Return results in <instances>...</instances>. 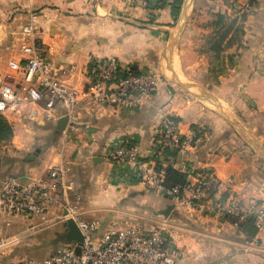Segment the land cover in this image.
<instances>
[{
    "label": "crops",
    "instance_id": "0c3cea01",
    "mask_svg": "<svg viewBox=\"0 0 264 264\" xmlns=\"http://www.w3.org/2000/svg\"><path fill=\"white\" fill-rule=\"evenodd\" d=\"M251 1L183 0L175 18V0H0V73L12 74V83L23 75L8 63L23 62L20 47L29 37L24 39L21 29L30 20L54 72L75 88L87 85L91 59L98 56H116L122 65L158 71L164 79L149 103L137 110L80 102L62 131L56 123L63 105L57 104V118L48 120L44 102L22 93L19 104L2 114L13 134L0 146V183L8 175L24 183L47 178L48 168L63 160L74 182L68 198L79 205L84 219L101 224L97 238L113 223L119 228L141 223L150 229L166 219L172 243L183 251L177 264H264V233L251 235L233 218L220 221L185 208L171 209L169 198L133 184V168L109 156L126 139L145 153L165 119L174 118L182 135L202 131L191 157L214 168L220 196L264 200V157L231 122L238 121L264 150V0ZM184 9L183 30L168 56ZM221 13L238 21L244 15L245 34L241 47L235 43L217 54L209 50V40ZM174 67L179 75L173 74ZM164 69L206 90L212 103L166 81ZM168 208L169 216H164ZM58 215V206L45 222L25 214L1 215L0 236L21 237L13 249L24 238V246L51 235L56 239L63 231ZM5 259L0 262L7 264Z\"/></svg>",
    "mask_w": 264,
    "mask_h": 264
},
{
    "label": "built area",
    "instance_id": "2783aa9c",
    "mask_svg": "<svg viewBox=\"0 0 264 264\" xmlns=\"http://www.w3.org/2000/svg\"><path fill=\"white\" fill-rule=\"evenodd\" d=\"M35 29L32 20L22 27L23 38L29 37L20 47L23 62L8 63L11 70L22 73V79L12 83V74L0 73V114L18 105L22 93L31 101L44 102L48 120L57 118V104L64 107L62 117H70L82 101L102 108L133 111L149 103L164 80L158 71L122 65L113 55L98 56L91 59L87 85L75 88L54 72L43 46L34 37ZM201 138L197 131L182 135L177 122L167 118L145 153L133 139H126L115 146L109 156L114 162L133 168V184L169 198L176 208L220 221L235 218L239 222H251L257 233H264V200L244 202L234 196H220L221 183L211 164L189 159ZM169 168L186 173V184L167 186ZM73 186L70 167L63 160L48 168L47 178L36 182L24 183L16 175H8L1 181L0 216L25 214L45 222L50 210L58 206V219L64 223L72 218L84 235L82 243L65 242L47 258H28L13 264H177L183 257V251L170 239V224L166 219L158 220L150 229H145L141 223H131L124 228L113 223L97 238L95 233L101 224L84 219L79 205L68 198ZM20 239L19 236H0V253Z\"/></svg>",
    "mask_w": 264,
    "mask_h": 264
},
{
    "label": "trees",
    "instance_id": "16d2710c",
    "mask_svg": "<svg viewBox=\"0 0 264 264\" xmlns=\"http://www.w3.org/2000/svg\"><path fill=\"white\" fill-rule=\"evenodd\" d=\"M257 1L258 0H252L251 3H255ZM182 4L183 0H175V3L173 5V15L175 16V18H178ZM241 18L242 19L238 21L237 18L229 19V17H227L225 14H218L217 20L214 22L216 33L210 35L209 50L214 51L218 54L235 43H237L241 47L242 38L245 34L242 21L244 20L245 16L243 15ZM230 64H233V57L230 58ZM196 131L199 135H202V131H200L199 129H196ZM12 134L13 131L11 124L4 118L2 114H0V146L8 144L11 141ZM191 156V154L188 156L189 159L192 158ZM186 182V173L174 168L168 169L165 181L167 186H183L186 184ZM241 226L244 230L249 231L251 235H255L257 233L256 227L251 222H241Z\"/></svg>",
    "mask_w": 264,
    "mask_h": 264
},
{
    "label": "water",
    "instance_id": "95a60500",
    "mask_svg": "<svg viewBox=\"0 0 264 264\" xmlns=\"http://www.w3.org/2000/svg\"><path fill=\"white\" fill-rule=\"evenodd\" d=\"M187 9L183 10L182 15L180 16L179 19V23H178V33L176 35V37L174 38V40L171 42V44L168 47L167 50V54L169 56V54L171 53V51L175 48L177 42H178V37L179 34L182 32L184 24H185V20L187 18ZM168 72L165 71L164 69V77L165 80L168 81L169 83H173L178 85L181 89H183L184 91L188 92L190 95H192V97L197 98L203 102H207L210 103V95L203 89H201L200 87H194L193 85L181 80L179 77H174L172 74L169 73L166 76ZM68 121H69V116L68 115H64L62 118H60L57 123H56V129L58 131H62L65 130V128L68 125ZM232 123H234L238 129L240 130L241 134L249 141L251 142L254 147L256 148V150H258L261 155L264 157V150L256 144L255 141H253L249 136L247 131L244 129V127L241 126V124L236 121V120H231ZM99 158H95L94 161H98ZM174 204L172 205V208H174ZM168 208L165 211H162V214L164 216H169V210L171 211V209ZM58 235L60 237H62L65 241L67 242H75V243H82L84 241V235L82 234V232L80 231L79 227L77 226L76 222L72 219V218H68L64 223H63V231L58 232ZM0 264H3L2 262H0Z\"/></svg>",
    "mask_w": 264,
    "mask_h": 264
},
{
    "label": "rangeland",
    "instance_id": "374dc122",
    "mask_svg": "<svg viewBox=\"0 0 264 264\" xmlns=\"http://www.w3.org/2000/svg\"><path fill=\"white\" fill-rule=\"evenodd\" d=\"M168 75V73L166 74V76ZM170 76V73H169ZM173 84V83H171ZM175 87H179L176 84H173ZM180 88V87H179ZM39 147H43V145L38 144ZM31 239V238H30ZM65 241L62 237H60L59 235L56 236V239L54 238V235H51L50 238L45 239V240H32L30 241V243L24 246V244L26 243V239L24 238L22 240V242L17 245L16 248H12L13 246L11 245L8 248H5L1 253V259L4 260V258L6 257L7 259H5V262L7 264H13L16 263L18 261H22V260H26L28 258H35V259H42V258H46L48 256H50L61 244H64ZM16 250L20 251V253H17ZM183 257H181L182 259ZM179 259V260H181ZM196 259H194L195 261ZM197 261V260H196ZM200 261V260H198ZM179 262V261H178Z\"/></svg>",
    "mask_w": 264,
    "mask_h": 264
},
{
    "label": "bare ground",
    "instance_id": "6f19581e",
    "mask_svg": "<svg viewBox=\"0 0 264 264\" xmlns=\"http://www.w3.org/2000/svg\"><path fill=\"white\" fill-rule=\"evenodd\" d=\"M173 67V66H172ZM172 71H173V74H175V75H179L178 74V72H177V69L174 67V69L172 68L171 69ZM175 75H174V77H175ZM189 82V81H188ZM193 85V84H192ZM206 91V90H205ZM209 94V93H208ZM220 102V101H219ZM212 103V102H211ZM220 105V104H219ZM216 108V107H215ZM217 108H219V107H217ZM222 109H223V106H222ZM222 111V110H221ZM227 115V114H226Z\"/></svg>",
    "mask_w": 264,
    "mask_h": 264
}]
</instances>
